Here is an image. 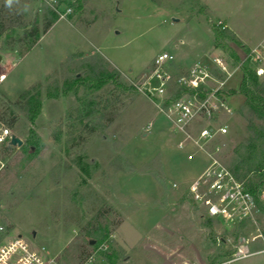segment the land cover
Listing matches in <instances>:
<instances>
[{
	"label": "rangeland",
	"instance_id": "1",
	"mask_svg": "<svg viewBox=\"0 0 264 264\" xmlns=\"http://www.w3.org/2000/svg\"><path fill=\"white\" fill-rule=\"evenodd\" d=\"M0 26V131L24 141L0 144L1 221L12 235L45 246L52 264H264V252L230 261L241 239L262 235L248 246L264 248V212L257 231L203 217L185 194L209 153L231 170L264 163V118L249 114L244 83L247 53L264 43V0H0ZM26 28L41 36L28 50ZM162 51L175 57L174 77L224 59L226 134L178 148L184 136L144 88ZM25 91L40 101L34 117ZM208 124L195 121L192 137Z\"/></svg>",
	"mask_w": 264,
	"mask_h": 264
},
{
	"label": "built area",
	"instance_id": "2",
	"mask_svg": "<svg viewBox=\"0 0 264 264\" xmlns=\"http://www.w3.org/2000/svg\"><path fill=\"white\" fill-rule=\"evenodd\" d=\"M174 61L175 57L170 52H160L154 59V69L144 88L160 97L161 110L171 121L174 134L184 136L177 140L178 148H183L192 139L205 143L226 134L228 125L217 120L220 113L232 112L227 97L221 93L232 76L224 59L214 56L209 57L208 62L197 60L186 74L177 77L166 69ZM245 61L250 63L257 76L264 75V43L250 48ZM174 85L180 88L181 95L171 99L168 94ZM202 117L209 124L199 128L197 139H194L190 127ZM12 134L9 128L2 129L0 144H10ZM209 155L207 166L185 186L187 199L207 219L236 224L249 223L259 231V216L264 212V165L252 174L251 182H246L239 179L217 153ZM178 187L179 184L175 183L174 188ZM2 213L0 199V264L55 263V258L50 257L45 246H35L22 235H12L1 221ZM259 237L262 238V235L245 240L246 244L241 239L230 261L264 252V248L251 251L248 246L250 241ZM92 262L93 258L90 257L83 264Z\"/></svg>",
	"mask_w": 264,
	"mask_h": 264
},
{
	"label": "trees",
	"instance_id": "3",
	"mask_svg": "<svg viewBox=\"0 0 264 264\" xmlns=\"http://www.w3.org/2000/svg\"><path fill=\"white\" fill-rule=\"evenodd\" d=\"M55 13H51V17L48 14H45V28L44 32H46L54 23L55 21ZM25 29L24 33V40H29L28 44L26 45V49H30L41 37L38 33V30L32 29ZM0 33H3V28L0 26ZM245 79L244 83L247 84L248 80H251V85L249 84L250 89L247 92V104L249 106V114L253 117L256 116L257 118H264V81L259 82V79L255 73H251L250 70L245 67ZM29 91H25L22 93V99H26L28 104L33 103V109H35V113L32 117H34L40 108V101L36 96H30ZM28 98V99H27ZM34 111V110H33ZM7 148H14V146L7 144ZM264 156V155H263ZM263 164H252L247 163L246 161H237L235 166L232 168V172L241 180H243L244 176L252 171H258L262 168ZM241 170H244V173H240Z\"/></svg>",
	"mask_w": 264,
	"mask_h": 264
},
{
	"label": "water",
	"instance_id": "4",
	"mask_svg": "<svg viewBox=\"0 0 264 264\" xmlns=\"http://www.w3.org/2000/svg\"><path fill=\"white\" fill-rule=\"evenodd\" d=\"M174 19L177 20V18H174ZM1 59H2V56L0 55V60ZM23 143H24V141L20 137H18L16 134H12L11 140H10V145L20 147L23 145ZM33 234H34V236L36 235L35 232ZM94 242H95L94 240L91 241V243H94Z\"/></svg>",
	"mask_w": 264,
	"mask_h": 264
},
{
	"label": "clouds",
	"instance_id": "5",
	"mask_svg": "<svg viewBox=\"0 0 264 264\" xmlns=\"http://www.w3.org/2000/svg\"><path fill=\"white\" fill-rule=\"evenodd\" d=\"M13 3V0H5L6 7H10Z\"/></svg>",
	"mask_w": 264,
	"mask_h": 264
},
{
	"label": "crops",
	"instance_id": "6",
	"mask_svg": "<svg viewBox=\"0 0 264 264\" xmlns=\"http://www.w3.org/2000/svg\"><path fill=\"white\" fill-rule=\"evenodd\" d=\"M257 254V253H256Z\"/></svg>",
	"mask_w": 264,
	"mask_h": 264
}]
</instances>
